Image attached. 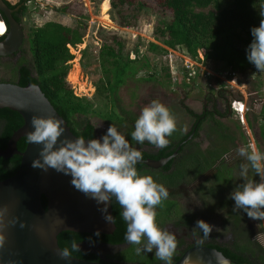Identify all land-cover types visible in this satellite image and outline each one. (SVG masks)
I'll use <instances>...</instances> for the list:
<instances>
[{
  "label": "trees",
  "instance_id": "obj_1",
  "mask_svg": "<svg viewBox=\"0 0 264 264\" xmlns=\"http://www.w3.org/2000/svg\"><path fill=\"white\" fill-rule=\"evenodd\" d=\"M2 1L9 8L13 7L8 0ZM26 1L28 0H20L22 2L21 14ZM158 1L164 18L155 21L150 30V35L157 43L171 49L178 48L190 58L196 57L197 50L202 49L204 60L210 59L215 62H222L233 72L241 73L255 70L254 65L248 62L246 52L253 39L250 32L251 28L259 26L261 20L259 12L264 6V0ZM102 2H104L105 9H107V1L103 0ZM109 4L112 8H119L117 11L121 12V19L117 21V25L127 24L132 13L128 10L122 13L123 0H109ZM69 6L71 7L70 4H64L55 7L54 10L65 12ZM136 7L140 9V6ZM85 17L84 12L78 11L70 25L48 20L34 27L25 39L29 54L28 59L20 58L11 68L13 79L5 82L15 83L19 86H24L28 82L36 84L59 116L65 120L69 130L78 138L83 137L90 140L95 139L92 125L88 123L94 106L87 99L73 95L64 80L69 68L67 62L73 56L68 51L66 44L75 46L81 42V30L85 27ZM61 18L63 21H67V15H61ZM14 19L20 24V18L14 15ZM1 38L2 36H0ZM122 45V41L116 39L115 49L105 50L100 55L101 59L99 61L102 67H100V75L98 82L94 85V91L95 95L101 97L106 104H109L108 107L110 104L116 107L115 105L118 103L117 89L124 83L126 77L133 74L137 66H146L144 62L136 65L137 60L135 57L131 58L127 53H122ZM147 50L162 52V54L165 52L161 46L153 42H148ZM76 72L77 69L73 71V81L76 80ZM163 75L166 80L169 78L165 67L163 68ZM151 78L157 80L154 76H151ZM213 80L218 86L222 85L218 79ZM108 107L105 111L107 112L105 117H108ZM259 112L261 118L264 119V102ZM21 124L22 120L18 113L7 108H0V149L5 146L11 132ZM260 135L264 139L263 130L260 131ZM224 140L232 144L234 134L228 133L223 125ZM15 145L18 151H22L25 138H19ZM228 149L224 146L223 153L227 152ZM145 155L142 153V158H145ZM18 163V155L13 154L7 158L0 157V180L11 176ZM136 166H139L138 163ZM41 204L44 207L45 200L43 197H41ZM110 206L115 229L108 235L99 234L98 238L111 243L126 242L124 238L126 227L120 215L119 206L113 202H110ZM262 224L264 228V221H262ZM95 236V234L62 231L58 233L56 239L60 250L68 248L70 256L102 262L94 254L82 252L81 250L75 251L71 248L73 242L77 244L84 239H94ZM134 257V253L132 255H122V258L127 261L134 259ZM140 263L143 262L138 260V264ZM143 264L150 263L145 261Z\"/></svg>",
  "mask_w": 264,
  "mask_h": 264
},
{
  "label": "flooded vegetation",
  "instance_id": "obj_2",
  "mask_svg": "<svg viewBox=\"0 0 264 264\" xmlns=\"http://www.w3.org/2000/svg\"><path fill=\"white\" fill-rule=\"evenodd\" d=\"M10 4L13 5L11 7L13 18L16 15L22 21L24 19L21 14L22 2L15 0ZM0 20L7 27L6 18L1 12ZM24 42L25 37L22 35L21 44L16 52L0 59H17L24 55ZM192 83L186 89L183 87L177 89L178 97L175 102H161L175 117L177 125L176 131L167 137L170 141L167 147L158 149L148 142L138 144L132 139H127L132 148L146 154L142 159L157 160L169 157L173 153L163 165L156 168L141 163L135 166L139 175L143 169L152 170L154 174L148 176H152L158 184H162L169 191L168 198L156 208V222L161 229H166L176 236L177 247L172 263L189 248L205 246L217 250L232 264H264V240L255 239L260 233L258 220L249 219L243 211L233 212L234 201L229 198V194L242 183L238 176L242 163L236 159L229 161L226 156L228 152L223 153V142L224 144L226 142L223 141V118H227L232 111L231 89L203 86L198 83L197 101V95L192 94ZM196 101L199 104L197 110L192 105ZM140 110L135 112L136 117H131L133 119L131 121L128 119L130 118L128 113L124 112L123 116L116 120L118 125L115 127L118 132L125 136L129 129L131 132L134 131ZM98 120L104 122L107 128L115 123L106 118ZM88 123L92 125L95 139L106 133L105 125H101L103 130L101 132L99 128L96 129V123L91 121V117ZM178 125L183 127L179 129ZM111 202L115 204V198ZM119 211L120 213L122 211L120 206ZM198 219L214 226L210 236L205 237L199 229L194 228ZM124 225L126 227L125 222ZM77 244L82 252L94 254L102 260L99 263L103 264H138V260L143 263L146 261L150 264H165L156 258L155 250L153 253L137 255L136 246L127 241L111 243L95 236L94 239H84ZM113 248L127 255L134 253L135 257L127 261L121 254H112L111 257L100 255L102 251Z\"/></svg>",
  "mask_w": 264,
  "mask_h": 264
},
{
  "label": "rangeland",
  "instance_id": "obj_3",
  "mask_svg": "<svg viewBox=\"0 0 264 264\" xmlns=\"http://www.w3.org/2000/svg\"><path fill=\"white\" fill-rule=\"evenodd\" d=\"M8 1L12 3L15 0ZM102 1L28 0L25 2V8L22 13L24 19L20 22L23 36L26 39L34 27L41 25L45 21L53 20L63 25H70L78 11L85 13V27L81 30V42L72 46L74 51L80 49L78 63L81 77L77 83H74V90L83 92L89 86L93 89L92 92L90 89L86 90V96L83 98L94 106L90 117L91 121L96 123L95 127L99 125L96 129L99 128L102 132L101 125H105L104 122H100L98 119L106 118L112 123L115 122L113 125L117 126L118 122L116 120L121 118L124 112L128 113L130 121L133 120L131 117H136L135 112L148 105L152 100L175 102L178 97L177 89L180 87L186 89L192 82V94L197 95L198 101L197 84L216 87L218 85L213 79H218L222 84L219 86L227 90L231 89L230 100H239L244 107L242 118L232 111H230L227 118H223V125L226 131L234 134V141L236 142L232 141V144L229 141L225 142L224 146L229 148L227 150L228 153H226L227 158L229 161L236 159L241 163H246L243 158L236 155V149L241 146H251L264 153V139L260 135V131H264V119L259 114L261 105L264 102V72H257L256 69L241 73L233 72L222 62H215L210 59L204 60L203 50L201 52L199 49L202 56L201 59L198 56V51L196 57L190 58L178 48L171 49L157 43L150 35V30L155 21L164 18L158 5V0H123L122 13L127 10L132 13L128 23L123 26L117 25V21L121 19V12L117 11L119 8L110 7L109 0H106L107 9H105ZM64 4H70L71 7L69 6L65 12L54 10L55 7ZM136 6H140V9ZM64 14L67 15L66 22L61 18V15ZM116 39H120L123 43L122 53H127L131 58L135 57L137 60L136 65L144 62L146 66H137L134 73L126 77L124 83L117 89L118 103L115 105L116 107L114 105L111 106V104L108 107L109 104H106L101 97L95 95L94 85L98 82L100 67H102L99 61L101 59L100 55L105 50H114ZM148 42L156 43L165 52L162 54V52L147 50ZM23 51L25 54L17 59H0V80L13 79L12 66L20 58L27 60L29 57L25 42ZM186 65L189 66L186 67ZM164 67L169 74L167 80L163 75ZM74 70H71L68 74L70 80L74 76ZM151 76L156 77L157 80L152 79ZM197 101L192 103L193 108L196 110L199 106ZM107 107L109 108L108 117H105ZM178 126L179 129L183 127ZM105 127L107 128L106 125ZM200 132L203 133L202 130ZM125 138L132 139L130 129ZM140 173L142 176L154 174L149 169H143ZM250 177L259 182V177L255 176L252 171H250ZM258 222L260 234H262L261 238L264 240L263 224L261 220H258ZM118 250L113 248L102 251L100 255L111 257L112 254L124 256L127 254Z\"/></svg>",
  "mask_w": 264,
  "mask_h": 264
},
{
  "label": "clouds",
  "instance_id": "obj_4",
  "mask_svg": "<svg viewBox=\"0 0 264 264\" xmlns=\"http://www.w3.org/2000/svg\"><path fill=\"white\" fill-rule=\"evenodd\" d=\"M259 15V26L250 30L253 39L248 45L246 58L257 72H264V6ZM5 31L3 22H0V36ZM30 122L33 131L26 134L27 141L42 146L39 158L32 160L31 166L44 171L51 168L69 175L70 183L76 190L90 196L97 204H104L102 213H107L108 204L115 198L126 224L124 238L136 246V254L153 253L155 250L157 259L172 264L177 247L176 236L161 229L156 222V208L168 198L169 191L152 176L138 174L135 166L142 160V153L132 148L125 136L112 124L100 138L86 141L83 137H65L61 140L65 128L62 127V121L55 117L32 116ZM176 128V120L170 110L158 100H152L141 109L131 138L138 144L148 142L162 149L169 145L167 137ZM236 155L246 163L239 166L238 176L242 183L229 194V198L234 201L233 212L243 211L249 219L264 221V153L251 146H241L236 149ZM250 171L259 177V182L249 178ZM105 220L114 224L110 214L105 215ZM213 227L198 219L194 228L208 237ZM95 235L99 236V232ZM261 235L258 233L255 239L260 240ZM4 239L0 235V247ZM71 248L80 250L75 242ZM59 255L61 258H70L68 248L59 251Z\"/></svg>",
  "mask_w": 264,
  "mask_h": 264
},
{
  "label": "water",
  "instance_id": "obj_5",
  "mask_svg": "<svg viewBox=\"0 0 264 264\" xmlns=\"http://www.w3.org/2000/svg\"><path fill=\"white\" fill-rule=\"evenodd\" d=\"M12 11L0 0V12L7 22L6 31L0 39V57L13 55L21 44L22 28L11 15ZM0 108L18 113L22 120V124L11 132L5 146L0 149L2 158L13 154L19 157L14 173L0 180V235L5 238L0 247V264H103L73 256L61 258L56 236L62 231L111 234L114 224L105 220V215L112 216L110 203L107 213H102L104 204H97L90 196L76 190L70 183L69 175L51 168L47 171L33 168L32 160L39 158L42 146L28 143L26 134L33 131L30 122L32 116H51L61 120L65 128L61 140L78 137L69 130L65 120L36 84L28 82L19 86L0 81ZM22 137L25 138V145L22 151H18L15 143ZM169 157L157 160L147 158L138 163L156 168ZM41 197L45 200L44 207ZM172 264L232 263L217 250L198 246L180 254Z\"/></svg>",
  "mask_w": 264,
  "mask_h": 264
},
{
  "label": "built area",
  "instance_id": "obj_6",
  "mask_svg": "<svg viewBox=\"0 0 264 264\" xmlns=\"http://www.w3.org/2000/svg\"><path fill=\"white\" fill-rule=\"evenodd\" d=\"M66 47L68 48V50L72 53V58L68 61V64H69V68L65 74V82L66 84L69 86V88L71 89V92L73 93V95L77 96V97H84L86 96V90L90 89L91 92H92V88L89 86L87 87V89H84L83 92H76L74 90V83H77L78 82V79L81 77L80 76V68H79V63H78V59H79V50L80 49H77L76 51H74L72 49V46H70L69 44H66ZM198 51V56L199 58L201 59L202 56L200 55V51L202 52V49H199L197 50ZM189 62V61H187ZM190 63V62H189ZM189 65H186V67H188ZM74 69H77V72H76V80L73 82L72 80H70L68 78V74L70 73L71 70H74ZM220 73V72H218ZM233 83H234V80H233ZM230 108L232 110V112H234L235 114H237L239 117L242 118V115H243V104L239 101V100H236V99H233L230 101Z\"/></svg>",
  "mask_w": 264,
  "mask_h": 264
}]
</instances>
